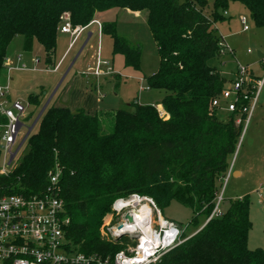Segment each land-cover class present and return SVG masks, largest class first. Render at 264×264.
<instances>
[{"label":"trees","instance_id":"obj_1","mask_svg":"<svg viewBox=\"0 0 264 264\" xmlns=\"http://www.w3.org/2000/svg\"><path fill=\"white\" fill-rule=\"evenodd\" d=\"M208 1L0 0V74L7 46L17 35L23 36L25 50L35 40L42 45L48 63L65 13L73 25H86L111 8L147 12L159 56L148 86L167 92L160 104L168 117L153 105L135 103L130 110L114 111L112 127L105 132L98 112L50 104L11 170L0 173V193L36 195L44 191L48 171L57 163L69 217L65 233L73 250L114 254L124 249L128 237L106 242L99 228L106 215L114 214L112 204L131 194L151 197L161 215L176 201L193 210V225L197 216L206 221L211 214L218 182L229 171L241 134L235 113L220 119L210 108L211 98L228 81L209 64L221 56L214 23L225 18L229 2L238 1L257 26L263 25L264 0H212L214 10L206 15ZM101 32L110 35L113 54H121L125 66L139 68L140 47L119 36L114 22L102 23ZM28 102L41 105L39 97ZM249 204L246 196L231 200L219 216L200 224L188 238L184 233L186 239L153 264H264V250L247 247Z\"/></svg>","mask_w":264,"mask_h":264},{"label":"rangeland","instance_id":"obj_2","mask_svg":"<svg viewBox=\"0 0 264 264\" xmlns=\"http://www.w3.org/2000/svg\"><path fill=\"white\" fill-rule=\"evenodd\" d=\"M213 10V2L209 0L203 12L210 15ZM225 10L226 14L223 15L225 18L216 21L214 25L218 35L224 36L226 44L233 53L214 57L209 60V64L228 80L226 84L232 78L231 73L237 63L248 66L252 74L260 78L264 73V24L257 26L249 10L238 1L229 2ZM218 12L223 13V9L218 8ZM241 15L247 18L249 29L246 31L242 30L239 20ZM96 17L101 25L114 22L119 36L124 37L130 45L140 47L139 68L125 66L124 57L121 54H113L112 38L99 31L97 23L90 24L89 28L80 35L68 54L64 55L61 67L55 72L44 69L52 68L61 56L63 57L70 41L68 34L58 33L55 53L48 63L42 45L35 40L32 48L25 50L23 36L17 35L7 46L6 55L14 60V65L17 67L24 63L26 69L12 72L9 93L13 100H19L26 106L28 116L32 114V117L25 119V124H33L51 95L53 96L47 106L50 104L64 106L71 111L83 109L91 114L97 111L105 132L111 129L112 114L116 110H130L135 103H138L153 105L162 111L163 108L161 109L159 105L167 92L151 87L146 89L148 77L156 72L159 63L156 44L147 25V12L111 8L100 12ZM88 31L92 32V36L86 41ZM85 41L87 44L82 48ZM248 49H250L249 53ZM258 52L262 53L263 57H260ZM17 56H20V62L16 61ZM35 59L39 61L35 62ZM96 61L97 69L102 72L99 76L94 74ZM67 70L69 71L64 77ZM31 96L39 97L41 105L30 104L28 99ZM227 115L220 110L217 114L220 119L227 118ZM230 162L232 164L230 172H226L218 182L217 193L222 195L220 209L224 211L231 200L246 196L250 203L251 222L247 247L252 250L256 248L264 250V83L253 114ZM139 197L140 202L134 203L135 208L131 205L132 207L124 209V213L136 209L138 205H144L147 200L153 201L149 196ZM153 212L155 220L153 226L157 228V216L156 212ZM162 215L180 224L184 228L186 238L192 236L197 228L205 223L203 215L197 216V225L190 223L194 218L193 210L176 201H172L163 210ZM119 216L114 213L104 217L99 228L101 236L105 224H116L120 221Z\"/></svg>","mask_w":264,"mask_h":264},{"label":"built area","instance_id":"obj_3","mask_svg":"<svg viewBox=\"0 0 264 264\" xmlns=\"http://www.w3.org/2000/svg\"><path fill=\"white\" fill-rule=\"evenodd\" d=\"M223 14H226V10ZM60 20L59 33L68 34L70 38L65 54L90 24H99L101 31L102 25L97 19L86 25H73L68 14H63ZM239 20L242 30H248L246 16L241 15ZM86 35L87 41L92 32L88 31ZM219 46L221 55L233 53L222 36ZM247 52L249 53L250 49ZM62 59L63 57L52 68L44 70L55 72L59 69ZM16 61H21L20 56L16 57ZM38 61L39 59H35V62ZM97 64L96 61L94 74L99 76L102 72L97 69ZM17 69H26V66L23 63L17 67L14 60L6 55L0 74V173L3 175H6L15 164L25 140L35 125V122L31 125L25 124V119H29L26 106L19 100H13L9 93L11 74ZM231 74L229 83L211 98L210 108L216 115L219 110L227 114L235 113L234 122L241 126L242 136L255 109L264 83V73L258 78L252 74L248 66L237 63ZM148 88L149 86L146 87ZM157 110L161 117H168L163 109ZM231 166L232 164L228 173ZM60 176L61 169L56 163L48 171L46 187L40 194L24 196L18 193H0V264H153L165 252L185 240L182 238L184 228L172 220L165 219L152 200L145 203L149 208L145 229L139 227L133 232L128 230L129 227L126 230L118 229L119 224L124 225L128 221L124 218L126 213L133 217L131 210L124 213V209L131 206H126V202L133 199L137 200V203L140 202V195L131 194L128 198L118 199L112 204L113 213L120 215V221L116 224H105L101 231L106 242L116 241L123 236L128 237L130 242L126 243L124 249L114 254L73 250L65 233L69 217L60 195ZM221 200L220 194L206 221L222 213ZM153 211L157 216V228L153 226L155 222Z\"/></svg>","mask_w":264,"mask_h":264},{"label":"bare ground","instance_id":"obj_4","mask_svg":"<svg viewBox=\"0 0 264 264\" xmlns=\"http://www.w3.org/2000/svg\"><path fill=\"white\" fill-rule=\"evenodd\" d=\"M135 202H137V200H129L126 202V206L132 205L134 207ZM130 212L132 213L134 220L132 222L127 221L126 224L123 225L122 230H126L127 227H129L128 230L131 232H133L136 228L139 227L145 229V219L148 218L149 213L148 205H138L136 209L131 210Z\"/></svg>","mask_w":264,"mask_h":264},{"label":"water","instance_id":"obj_5","mask_svg":"<svg viewBox=\"0 0 264 264\" xmlns=\"http://www.w3.org/2000/svg\"><path fill=\"white\" fill-rule=\"evenodd\" d=\"M258 54L261 55L259 52H258ZM51 97H52V95H51L50 98L47 100V102L43 105L42 109L40 110V112H39V114H38V116L36 117V119H35L34 122L37 121V119L39 118V116L41 115V113L44 111V109H45V107L47 106L48 102L50 101ZM124 218L127 219L129 222H132V221H133V217H132L131 214H129V213H126V214L124 215ZM122 227H123L122 224H119V225H118V229H122Z\"/></svg>","mask_w":264,"mask_h":264},{"label":"crops","instance_id":"obj_6","mask_svg":"<svg viewBox=\"0 0 264 264\" xmlns=\"http://www.w3.org/2000/svg\"><path fill=\"white\" fill-rule=\"evenodd\" d=\"M97 15H98V14H97ZM96 18H97V17H95V19H96ZM244 31H246V30H244ZM221 36H222V35H221ZM222 37L224 38V36H222ZM224 40H225V39H224ZM86 44H87V43H83L82 48H83ZM66 49H67V47H66ZM66 49L64 50L63 58H64V54H65ZM69 51H70V50H69ZM69 51H67L66 54H68ZM259 53H260V52H259ZM260 54H261L260 57H263V54H262V53H260ZM61 58H62V56H61ZM61 58H60V59H61ZM60 59H59V60H60ZM59 60H58V61H59ZM62 60H63V59H62ZM58 61H57V62H58ZM61 64H62V62H61ZM71 65H72V64H71ZM60 67H61V65H60ZM60 67H59V68H60ZM69 70H70V69H69ZM69 70L66 71V73L64 74V77L66 76V74L68 73ZM254 75H255V74H254ZM64 77H63V78H64ZM62 80H63V79H62ZM62 80H61V82H62ZM52 96H53V95H52ZM159 107L162 108L161 104L159 105ZM85 112H86V111H85ZM96 112H97V111H96ZM87 113H88V112H87ZM89 114H91V113H89ZM93 114H94V113H93ZM239 198H240V197H239ZM205 222H206V221H205Z\"/></svg>","mask_w":264,"mask_h":264}]
</instances>
